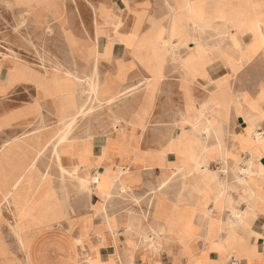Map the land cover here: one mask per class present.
I'll list each match as a JSON object with an SVG mask.
<instances>
[{
  "label": "rangeland",
  "instance_id": "rangeland-1",
  "mask_svg": "<svg viewBox=\"0 0 264 264\" xmlns=\"http://www.w3.org/2000/svg\"><path fill=\"white\" fill-rule=\"evenodd\" d=\"M132 1L127 0L129 8ZM178 1L171 0L168 4L167 0H161L154 7L150 16L154 20H149L151 26L146 33L140 35L144 20L137 16L133 31L124 35L121 33L124 28L121 22L126 28L131 22L125 17L128 6L124 0H53L57 17L45 10L19 8L6 0H0V62L12 60L40 72L66 75L74 79L77 94L87 112L83 113L73 128L67 127L66 120L61 121L60 130L52 135L49 147L39 151L37 158L43 154L41 157L51 159L47 169L49 174L39 173L36 160H30L29 165L24 164L29 160L26 156L23 159L20 152L7 154L6 165L0 172V264H10L11 261L15 264H30L31 248L43 228L57 226V231L65 232L66 223L67 230L74 232L79 221L75 211L67 209L70 208L72 196L80 206L86 208L90 200L87 196L90 194L94 199L93 208L103 212L96 214L98 220L103 218L105 227L116 238L122 237V241L117 242L120 246L126 243L124 238L136 241L137 245L133 244L134 250L138 253L143 250L152 253V259H159L160 264H193L192 259H183V248L191 254H187V257L192 258V253L194 255L195 251H201L214 257L210 264H234L235 258L229 253L233 247L244 242L240 233L250 229V224L264 218L261 213L242 212L243 205L246 209L247 205L241 202L242 197L247 196L254 186L241 180L249 178L250 173L244 174L243 170H247L254 159L257 160L255 150H252L257 131L252 133L249 126L255 122L260 123L259 116L264 114V47L247 62L242 58L247 44L255 39L258 24L263 26L258 22L256 14L262 9L264 0H190L193 5L191 17L183 21L178 16L182 0ZM236 8L252 14L239 26V21L232 18V14L229 18L225 17ZM186 25L194 32L188 41L184 40ZM110 29L116 37H108L107 43L98 50L101 43L99 37L108 35ZM238 30H244L240 37ZM116 45L130 49L135 62L147 74L144 80L141 75L137 78L136 84L139 87H124L128 69L123 64H118L115 74H107L105 79L102 78L109 70L99 63L101 60H110ZM201 54L213 63V72L207 70ZM257 56L263 60L258 58L256 63L241 68ZM123 60L128 58L124 56ZM171 64H176L179 70H171ZM220 65L228 67L230 71L218 68ZM180 73L185 98L183 114L181 110L184 102L172 84L180 78ZM219 87L226 93L222 94V98L227 102L215 105L210 99ZM130 89L133 91L121 95ZM188 92L195 98V103L188 102ZM131 93L138 96L143 93L144 102L130 121V140L121 142L118 141L119 137L127 135L118 116L121 105L128 97L119 101ZM257 94L258 97L252 99ZM198 97L202 98L201 102ZM167 109L176 110L173 118L161 117ZM234 113L243 125L235 133L239 125ZM106 124H114L117 139L108 137L100 153L96 154L91 149V140L93 134L102 135L100 130ZM173 128L166 146L158 151H141L139 138L132 142L137 129L144 132L147 138L152 137L154 129ZM262 128H259V133H262L260 137L256 135V142L261 145L262 142L264 144ZM86 150L90 151L89 156L85 155ZM113 150L118 151L122 160L134 156V161L152 173L157 168H165L170 158L171 177L157 187H143L135 191L133 173L128 169L114 171L110 167H98L93 175L100 173L101 181L94 183L92 176V184L83 186L78 177L86 175L80 167L76 166L68 173L61 165L63 154L75 153L81 165L87 166L90 163L97 167ZM238 153H243L246 158L241 159ZM25 154L28 155V152L25 151ZM93 154L99 155L95 165L90 162ZM54 158L58 160L60 175L55 173L57 167L53 164ZM12 175L18 177V181L8 180ZM76 183L78 189L74 187ZM53 185L58 191L57 199L67 208L55 198ZM255 185L261 188L262 183L256 182ZM106 200L111 213L104 208ZM249 200L252 206L256 198ZM234 212H242L247 223L240 222ZM81 221L79 237L73 240V244L80 247V253L87 249L85 244L92 224L86 217ZM122 222L125 231L118 234ZM255 229L261 231V228ZM182 235H185L190 245H183L180 240ZM71 236L76 237L73 234ZM259 241H263L264 246V239ZM165 243L179 246V255L172 253L173 263L162 249ZM96 259L98 264H108V260H112L103 258L98 250Z\"/></svg>",
  "mask_w": 264,
  "mask_h": 264
},
{
  "label": "crops",
  "instance_id": "crops-1",
  "mask_svg": "<svg viewBox=\"0 0 264 264\" xmlns=\"http://www.w3.org/2000/svg\"><path fill=\"white\" fill-rule=\"evenodd\" d=\"M6 1L7 3H10L13 6L19 8H35L37 10H45L49 12V14L52 13L54 17L55 16L57 17V13L54 10L55 5L53 3V0H6ZM160 1L133 0L129 8V5L127 4V0L126 1L124 0L126 6H128L127 7L128 9L127 10L125 9L126 10L125 17L130 19L131 22L128 28H126L123 21L121 22L123 24L122 26L124 27L121 30V33L124 35H129L133 31L137 16H141L144 20L143 26L140 30V35L146 33L151 26L149 20L150 19L154 20L153 17L150 16L153 14L154 7L158 6ZM170 1L171 0H167L168 4L170 3ZM262 5H263L261 7L262 9L256 15L258 17V22L264 24V4ZM233 10L227 13L225 17L229 18L232 14L233 15L232 18H235L237 20L238 14L234 13ZM250 15L252 16V14ZM248 18L249 17H247V19ZM239 24L241 23L238 22V26ZM146 27L147 29L145 30ZM262 29L264 30V25L262 26ZM102 30H105V28L102 27ZM238 31H239L238 37L242 36V32H244V30H238ZM260 34H261V29H260V25L258 24V29L255 32V39L253 41H250L244 50V55L242 59L246 60V62L247 59L255 57L259 49L262 48L261 46L262 44H260V41H258L260 39ZM108 37L110 38L116 37L115 32L112 29L108 31V35L106 34L100 36L99 38L101 40L98 38L101 42L98 45V50H101L103 46L107 43ZM115 54L118 55L117 56L118 58L114 57ZM124 56H126L128 60L124 61L123 60ZM200 56L207 70L209 69L211 72H213L215 70L214 65L212 62H210L209 58L207 59L204 54ZM258 58L263 60V58L257 56L256 58H254L252 61L248 62L246 65H244L241 68L248 67L250 64L256 63ZM113 59H118L120 61L114 62ZM217 62L219 61H216L215 63ZM99 64L105 67L107 70H109L106 73H104L102 78H104L107 74H112V75L115 74L118 69V64H123L128 69L127 81L125 82L124 85L125 88L130 86L134 88L139 87L140 85L136 84V82L138 81L137 78L140 77L141 75L144 80V78L147 76L142 66H140L138 63L135 62L131 54V50L127 48L125 49L120 48L117 45L114 46L112 50V56L110 60H101ZM11 66L12 65H10L8 62H4V61L0 62V172L2 171V167L6 165L5 161L7 154L10 152V154L15 155L17 152H20V156L23 157V159L26 156V158L29 160V162L28 161L23 162L24 164L29 165L30 160H36L35 165L37 166L39 173L47 174L48 166L51 165V159L41 157L43 154L41 156H38L37 158V155L41 149H47L49 147L48 145L50 144L52 135L55 133V131L60 130L59 123L66 119V113H69L74 109H77L82 104V99L77 94V84L75 80L66 75L40 72L38 70H34L30 68L24 63H15L14 66L10 68ZM174 68L175 69L177 68L179 70V67H177L176 64L175 65L171 64L170 69L173 70ZM218 68H225L226 70L230 71L228 67L225 66L223 67L222 65H220V67ZM239 71H237L238 74L240 73ZM179 75L180 78H178V80L174 81L175 83L172 84L176 86V88L178 89V94L181 97V100L184 102L183 109L181 110L183 114V112L185 111V98H184L183 90L181 88V73ZM222 94L226 95V93L222 91L221 88L217 91V93L216 92L212 93V97L210 99L211 102H214L216 105L219 103H220L219 105H222L223 104ZM258 94L257 96L251 98L256 99L258 97ZM127 97L128 100L124 101L123 104L121 105L118 116L121 118L120 121L121 126L124 127L125 134L127 135L126 137L123 136L119 137L118 141L121 142L122 141L128 142L130 140L132 136L130 121L132 120L134 115L140 110L144 102L143 93L140 96L131 93L130 95L121 99V101L119 102H122ZM197 99L200 102L202 101L201 97H198ZM187 100L189 103H195V98L191 96L189 92L187 94ZM170 101H173V99H171ZM103 105H107V104H103ZM262 108L264 109V103L262 104ZM175 112L176 110L172 109V111H170L167 109L166 111L162 112V115L163 114L164 115L161 117L173 118L175 116L174 115ZM151 113L152 111L150 112L149 117L151 116ZM234 117L237 121V124L239 125V128L233 133L239 132L243 127L242 123L239 122L236 115ZM248 118L251 117L248 116ZM259 118H260V123L255 122L253 126H249L252 133L257 131L258 137H260L259 134H262L259 133V128L263 127L262 129H264V114L263 116L262 115L259 116ZM174 129L175 128L171 130L154 129L151 132L152 134L154 133L152 137L150 136L147 138L144 137L143 135L144 132H142L140 129H137L134 134V140L132 142H135V139L139 138L140 140L139 147L141 151L144 152L156 151V150L158 151L162 147L166 146L170 133H172ZM93 133L94 132H92V134ZM100 133H102V135L99 134L98 136H95L93 134L92 137L93 139L91 140V149L93 148L94 152L95 153L97 152L96 154L100 153L99 150L103 148L108 137H110L112 140L117 139V131L114 130V124H106L102 126V130H100ZM256 135L254 141L252 142V146L254 148L252 150H255L254 154H256L255 158H257V160L253 158L254 160L250 164L251 166H249L247 170H243L244 174L248 172L250 173L248 174L249 178L241 180L247 182L248 184L252 183V186L253 185L254 186L251 189V191H248L247 196L242 197L241 200L242 204L246 203L247 205V209L246 206L243 205L244 209L242 210V212L251 213L253 211L255 213L264 214V144L263 142L262 145L261 143L259 144L256 142ZM81 137L86 138L88 136H81ZM25 151L28 152V155L25 154ZM131 152L132 150H130V153ZM84 153H86L85 154L86 156H89L88 153H90V151L86 150ZM97 156L93 154L90 157L91 159L90 162L94 165L98 163ZM238 156L241 157V159L246 158V156L243 153H238ZM103 157L105 158V155ZM170 161H171L170 158L167 159L168 165L165 168L163 169L157 168L156 171L152 173L145 171L141 163L134 161V156H131V158H129L128 160H122L117 150L110 151L109 157L102 160L99 166L97 167L91 166L90 163L87 166L81 165L79 162V158L78 156L75 155V153L63 154L61 157V165L66 169L68 173L72 171L73 168L78 166L81 168V170H83L84 172L83 174L86 175L84 177H88V178H92V176L96 175V174L93 175V172L98 167H101L102 169L103 167L104 168L110 167L114 171H119L120 168L126 170L128 169L133 173L135 191H138L143 187H147V188L151 186L157 187L160 183L166 181V178L167 179L170 178L171 177L170 174L171 171L169 169ZM53 164L57 167L55 169V173H59L60 175L61 169L59 167L57 158H54ZM18 179H19L18 177L16 178L14 175H12V178H9L8 180L14 182L16 180L18 181ZM256 182L262 183L261 188L255 185ZM77 183L76 185L74 184V187L78 189L79 187L77 186ZM53 188L55 190V195H56L55 198L57 199L59 198L57 193L58 191H56L55 185H53ZM87 197L90 200L87 201L86 208H84V206H80L78 204V201L73 199L74 196H72L70 208H67L65 205H62L59 199L57 200L59 204H61L65 208L67 209L72 208L75 211V217H77V220L79 221L80 225L83 223L81 221L82 218L86 217L87 219L91 220L92 223L91 229L89 231L88 240L85 244L87 249L92 253L91 258L83 259L80 256V252H79L80 247L79 246L77 247L75 244H73V240L79 237L80 225L78 224V226L75 227L74 232H69L67 230V224L65 223V232L57 231L58 230L56 229L57 226L53 227L55 228L54 229L55 232L52 231L53 228H43L41 230L42 232H40L38 236L35 238L36 243H34V246H32L31 253L29 254L30 264H77V263L98 264V260L96 259L97 250L98 252H100V254H102L103 258H107V259L112 258V260H108L109 261L108 264L109 263L123 264V262L125 264L126 263L132 264V262H134L135 264L136 262H140L142 264H147L148 262H153L154 264H160V262L158 261L159 259L158 260L152 259L153 256L152 253L146 252L144 250L138 253L137 250H134L133 244H135L136 241L133 240L131 241L127 238H124L125 240L123 241H125L126 243L120 246L119 245L120 243L118 244L117 242L122 241L121 239L122 237L116 238V236L112 234V232L105 227L103 218H101V220H98V216H96V214L100 215L103 214V212L102 210L97 211L95 208H93L94 199L91 196V194L90 196ZM166 198L168 199L167 196ZM250 198H256V201H254L252 206L249 203ZM106 202L107 200L103 203L104 208H106V210L109 213H111L110 207L107 206ZM226 205L228 204L226 203ZM231 212H233V210ZM242 212H234L233 214L240 222L247 223V218ZM258 221H255L253 224H250L249 227L250 229H247L246 231L240 233L243 236L244 242H240V245H238L237 242L238 246L233 247L231 249L229 254L230 256H234L235 258V262H233L234 264H256L255 263L256 261H262L263 262L262 264H264L263 241H259V239H264V237H261L262 236L261 234L264 235V230H263L264 218L262 217ZM195 222L198 223V220H196ZM256 227L261 228L260 229L261 231H257L255 229ZM118 231H119L118 234L122 233L121 231H125V225L123 224V222L119 225ZM201 233L202 232H200V234ZM72 234L76 235V237L73 238L71 236ZM180 240L184 246L185 244L186 245L189 244V241L185 239V235H182V238ZM162 249H164L166 256L169 255L168 257L171 259L172 263H173L172 260L173 254L175 253L176 255L177 254L179 255L180 253L179 246L175 243H170V244L165 243ZM196 252L197 251H195L194 255L192 253L193 256L192 258L187 257V254L189 255L191 254L188 253V251L185 248H183L181 254L184 255L183 257L184 260L191 261L192 259L193 264L212 263V259L214 257H212L210 253H203L201 251L197 253ZM131 256H133V260Z\"/></svg>",
  "mask_w": 264,
  "mask_h": 264
},
{
  "label": "bare ground",
  "instance_id": "bare-ground-1",
  "mask_svg": "<svg viewBox=\"0 0 264 264\" xmlns=\"http://www.w3.org/2000/svg\"><path fill=\"white\" fill-rule=\"evenodd\" d=\"M177 2H179L178 0H177ZM50 3V2H49ZM181 10H180V12H179V18H181V20L183 21V20H188V19H190V17H191V11L193 10V5H192V3H191V1L190 0H182V2H181ZM221 11V10H220ZM170 12V11H169ZM233 12L234 13H237L238 14V17H237V20L239 21V23H244L245 21H247L246 19H247V17H249L250 16V13H248L247 12V10H244V9H242V8H236L235 10H233ZM23 13V12H22ZM223 19V18H222ZM27 20V19H26ZM220 20V19H219ZM171 21V20H170ZM262 25V24H261ZM264 25V24H263ZM211 26V25H210ZM260 29H261V34H260V39L258 40V41H260V44H262L261 46H264V36H263V29H262V26L260 27ZM204 30V29H203ZM196 31V30H195ZM194 32H191L190 30H189V27H188V25H186L185 26V31H184V40L185 41H188L189 40V38H190V40H191V38H192V34H193ZM206 39V38H205ZM169 40V39H168ZM196 40V39H195ZM215 45V44H214ZM241 45V44H240ZM218 46H220V45H218ZM174 53V52H173ZM202 55V54H201ZM6 62H8L10 65H12L10 68H12L13 66H14V62L12 61V60H7ZM59 63V62H58ZM69 71V70H68ZM66 74V73H65ZM71 76V75H70ZM107 76V75H106ZM105 79V78H104ZM103 79V80H104ZM102 80V79H101ZM101 80H100V82H101ZM105 83H107V82H105ZM101 85H102V83H101ZM92 86V85H91ZM95 87V86H94ZM103 86H101V88H102ZM152 87V86H151ZM147 88H149V87H147ZM95 90V89H94ZM121 90V89H120ZM131 91H133L132 89H130V90H128L127 92H124V94H121V95H125L126 93H130ZM123 92V91H122ZM94 93H95V91H94ZM97 95V94H96ZM120 95V96H121ZM124 98V97H123ZM91 99V98H90ZM113 99V98H112ZM120 99H122V98H120ZM111 100V99H110ZM88 101V100H87ZM109 101V100H108ZM112 101V100H111ZM89 102V101H88ZM102 102V101H101ZM224 102H227V101H223V103ZM105 103V102H104ZM107 103V102H106ZM213 104H215L214 102H212ZM89 104V103H88ZM110 104V103H109ZM216 105V104H215ZM92 111H93V109H92ZM86 112V108H85V106L84 105H80L77 109H75L73 112H71V113H66V121H67V127H69V128H73L74 126H75V123L78 121V119L79 118H81L82 116H83V113H85ZM86 114H87V112H86ZM92 115V114H91ZM42 122V121H41ZM44 122V121H43ZM44 124V123H43ZM42 125V124H41ZM43 126V125H42ZM47 128V127H46ZM65 128V127H64ZM195 129V128H194ZM193 129V130H194ZM224 130V129H223ZM231 130V129H230ZM85 132V131H84ZM212 132V131H211ZM225 133V132H224ZM66 134V133H65ZM200 134V133H199ZM207 134V133H206ZM226 134V133H225ZM208 136V135H207ZM54 137V136H53ZM55 137H56V135H55ZM54 137V138H55ZM63 137V136H62ZM52 140V139H51ZM60 140H62V139H60ZM88 140V139H87ZM58 141V140H57ZM68 141V140H67ZM60 142V141H59ZM64 142V141H63ZM189 143V142H188ZM197 147H199V143H196L195 144ZM183 148V147H182ZM42 153V152H41ZM94 153V152H93ZM222 153V152H221ZM225 153V152H224ZM225 155V154H224ZM22 173V172H21ZM25 174V173H24ZM49 174V173H48ZM51 177V176H50ZM79 178V180H80V182H81V184L83 185V186H90V184H92V179H90V178H88V177H84V176H79L78 177ZM23 179H25V178H23ZM48 179V178H47ZM46 180V179H45ZM101 180V175L100 174H96V175H94L93 176V181H95L94 183H96V184H98L99 182L98 181H100ZM46 183V182H45ZM247 183V182H246ZM44 184V183H43ZM68 184V183H67ZM246 185V184H245ZM17 186V185H16ZM15 186V187H16ZM82 186V187H83ZM65 190V189H64ZM63 190V191H64ZM90 193H91V191H90ZM10 195V194H9ZM11 196V195H10ZM10 196H9V198H10ZM110 196V195H109ZM12 197H13V194H12ZM112 197V196H111ZM12 199V198H11ZM108 199V198H107ZM9 203H10V201H9ZM8 203V204H9ZM5 204V203H4ZM8 206V205H7ZM67 207V206H66ZM25 208V207H24ZM65 208V207H64ZM4 209H5V207H4ZM66 210V209H65ZM23 211V210H22ZM71 217V216H70ZM69 217V218H70ZM210 217V216H209ZM213 222V221H212ZM210 223V222H209ZM7 225V224H6ZM36 226V225H35ZM12 228V227H11ZM15 230H16V228H15ZM16 231H18V230H16ZM134 233V232H133ZM17 234V233H16ZM16 244H17V242H16ZM18 246H19V244H17ZM23 246V245H22ZM21 247V246H20ZM91 255H92V253L89 251V250H87V249H84V250H82V252L80 253V256L83 258V259H89V258H91ZM10 264H15V263H13L12 261H11V263Z\"/></svg>",
  "mask_w": 264,
  "mask_h": 264
}]
</instances>
